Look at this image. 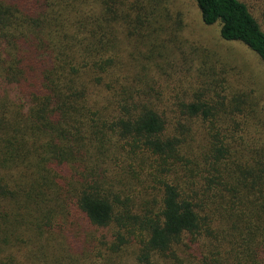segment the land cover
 Returning <instances> with one entry per match:
<instances>
[{"label":"trees","instance_id":"obj_1","mask_svg":"<svg viewBox=\"0 0 264 264\" xmlns=\"http://www.w3.org/2000/svg\"><path fill=\"white\" fill-rule=\"evenodd\" d=\"M190 1L264 66L246 4ZM134 2L0 0V264H264L255 118L165 79Z\"/></svg>","mask_w":264,"mask_h":264},{"label":"rangeland","instance_id":"obj_2","mask_svg":"<svg viewBox=\"0 0 264 264\" xmlns=\"http://www.w3.org/2000/svg\"><path fill=\"white\" fill-rule=\"evenodd\" d=\"M241 1L264 31V0ZM137 2L145 10L152 9L154 15L149 31L153 34L145 43L141 40L140 49L149 50L151 45L158 48L160 53L156 54V60L164 78L176 79L178 83L174 84L186 92L188 84L199 76L204 81L224 82L227 101L245 102L255 118L252 136L259 137L254 140L264 141V112L260 110L264 96V66L258 58L240 45L223 42L216 27H205L190 0ZM3 42L0 37V49ZM202 74L206 78L202 79Z\"/></svg>","mask_w":264,"mask_h":264}]
</instances>
